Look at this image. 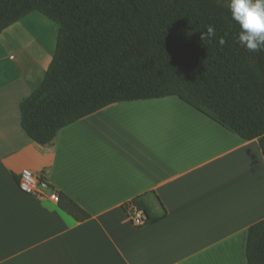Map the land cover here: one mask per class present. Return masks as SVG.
Wrapping results in <instances>:
<instances>
[{
  "label": "crops",
  "instance_id": "obj_1",
  "mask_svg": "<svg viewBox=\"0 0 264 264\" xmlns=\"http://www.w3.org/2000/svg\"><path fill=\"white\" fill-rule=\"evenodd\" d=\"M29 14L0 32V264H246L247 229L264 218L257 140L170 95L110 104L35 143L19 103L43 79L56 36L21 34ZM23 168L90 217L21 192ZM132 199L149 215L142 227L122 207Z\"/></svg>",
  "mask_w": 264,
  "mask_h": 264
},
{
  "label": "trees",
  "instance_id": "obj_2",
  "mask_svg": "<svg viewBox=\"0 0 264 264\" xmlns=\"http://www.w3.org/2000/svg\"><path fill=\"white\" fill-rule=\"evenodd\" d=\"M33 11L58 26L43 79L19 103L35 143L110 104L174 95L256 139L264 160V54L238 43L229 0H0V32ZM209 26L216 38L201 40ZM57 204L76 221L90 217L61 191ZM246 264H264V218L247 229Z\"/></svg>",
  "mask_w": 264,
  "mask_h": 264
},
{
  "label": "clouds",
  "instance_id": "obj_3",
  "mask_svg": "<svg viewBox=\"0 0 264 264\" xmlns=\"http://www.w3.org/2000/svg\"><path fill=\"white\" fill-rule=\"evenodd\" d=\"M229 12L240 28L238 43L251 53L264 54V0H229ZM215 38L212 26L200 33L201 40Z\"/></svg>",
  "mask_w": 264,
  "mask_h": 264
},
{
  "label": "built area",
  "instance_id": "obj_4",
  "mask_svg": "<svg viewBox=\"0 0 264 264\" xmlns=\"http://www.w3.org/2000/svg\"><path fill=\"white\" fill-rule=\"evenodd\" d=\"M16 184L21 192L29 196L58 202V192L50 186L48 180L29 168H23L19 171L16 176ZM126 213L130 223L135 227H142L148 223L144 217L143 209L134 203L128 204Z\"/></svg>",
  "mask_w": 264,
  "mask_h": 264
},
{
  "label": "rangeland",
  "instance_id": "obj_5",
  "mask_svg": "<svg viewBox=\"0 0 264 264\" xmlns=\"http://www.w3.org/2000/svg\"><path fill=\"white\" fill-rule=\"evenodd\" d=\"M30 16L22 22L21 26H19V31L22 29V32H28V33H42L44 35L51 34L50 32H54L55 36L57 34V24L45 16H43L41 13L37 11H33L29 14ZM26 27V28H23ZM28 28V29H27ZM30 28V30H29ZM31 31V32H30ZM127 112H120L118 115H127ZM137 115V114H136Z\"/></svg>",
  "mask_w": 264,
  "mask_h": 264
},
{
  "label": "bare ground",
  "instance_id": "obj_6",
  "mask_svg": "<svg viewBox=\"0 0 264 264\" xmlns=\"http://www.w3.org/2000/svg\"><path fill=\"white\" fill-rule=\"evenodd\" d=\"M19 25H20V24H19ZM20 26H21V25H20ZM15 28H16V27H15ZM21 28H22V26H21ZM25 28H26V27H25ZM27 29H28V28H27ZM29 30H30V28H29ZM20 31H21V34H22V29H21ZM20 31H19V32H20ZM30 32H31V31H30Z\"/></svg>",
  "mask_w": 264,
  "mask_h": 264
}]
</instances>
